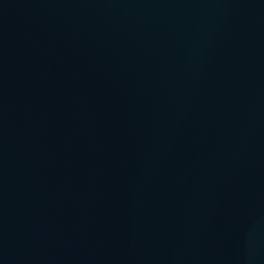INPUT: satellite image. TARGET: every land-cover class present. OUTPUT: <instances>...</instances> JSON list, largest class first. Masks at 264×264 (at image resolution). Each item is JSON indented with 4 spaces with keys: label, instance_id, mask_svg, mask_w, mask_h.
<instances>
[{
    "label": "water",
    "instance_id": "water-1",
    "mask_svg": "<svg viewBox=\"0 0 264 264\" xmlns=\"http://www.w3.org/2000/svg\"><path fill=\"white\" fill-rule=\"evenodd\" d=\"M0 264H264V0H0Z\"/></svg>",
    "mask_w": 264,
    "mask_h": 264
}]
</instances>
